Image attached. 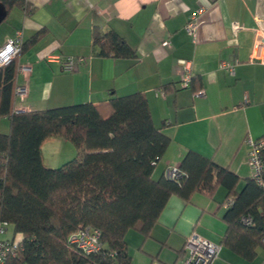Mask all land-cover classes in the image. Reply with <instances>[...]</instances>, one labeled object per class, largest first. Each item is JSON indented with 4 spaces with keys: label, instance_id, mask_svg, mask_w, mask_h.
<instances>
[{
    "label": "crops",
    "instance_id": "obj_1",
    "mask_svg": "<svg viewBox=\"0 0 264 264\" xmlns=\"http://www.w3.org/2000/svg\"><path fill=\"white\" fill-rule=\"evenodd\" d=\"M26 1L34 7L29 14L13 6L0 22V47L12 39L24 43L44 31L19 57L20 66L29 64L32 69L26 76L18 72L16 84L26 82L28 92L23 100L15 95L13 110L97 103L111 96L144 93L154 125L170 139L153 169L154 179L167 166H179L191 150L234 172L239 178L236 190L242 188L250 176L244 140L264 135V65L248 61L257 34L264 32V0ZM194 15L198 18L195 39L185 30ZM93 26L113 29L137 57L94 55ZM166 40L169 47L163 45ZM67 56L84 58L78 70L62 71L60 59ZM180 60L190 64L188 88L179 84ZM223 60H237L233 76L219 68ZM199 89L204 94L194 97ZM8 130L9 120L0 118V132ZM64 140L51 136L44 141V165V146L49 144L46 148L56 152ZM226 201L222 186L211 198L194 193L184 201L171 195L146 236L127 231L131 264H184L185 240L193 231L219 244L226 231L222 220ZM222 251L227 260L238 261L239 256L221 246L210 264L223 262ZM242 261L256 264L257 257Z\"/></svg>",
    "mask_w": 264,
    "mask_h": 264
},
{
    "label": "trees",
    "instance_id": "obj_2",
    "mask_svg": "<svg viewBox=\"0 0 264 264\" xmlns=\"http://www.w3.org/2000/svg\"><path fill=\"white\" fill-rule=\"evenodd\" d=\"M6 10L26 0H0ZM20 44L18 54L0 66V221L13 226L17 258L25 264H131L125 236H144L171 195L189 201L194 193L212 197L227 190L231 204L222 216L226 231L220 245L247 261L264 250V190L249 176L236 190L238 176L195 151H187L177 179L152 177L170 139L152 120L144 93L16 112L13 110L19 57L42 35ZM93 54L136 58L135 50L113 29L93 26ZM192 80V79H191ZM51 136L70 142L78 155L57 167L43 164L41 146ZM251 218L250 224L241 221ZM101 232L102 247L85 255L68 242L78 228Z\"/></svg>",
    "mask_w": 264,
    "mask_h": 264
},
{
    "label": "built area",
    "instance_id": "obj_3",
    "mask_svg": "<svg viewBox=\"0 0 264 264\" xmlns=\"http://www.w3.org/2000/svg\"><path fill=\"white\" fill-rule=\"evenodd\" d=\"M198 28L197 16L192 18L185 25V30L193 37L196 38ZM20 41L18 39L8 40L2 47H0V66L9 63L20 50ZM163 45L169 47L170 42L164 41ZM84 60L81 57L67 56L60 59L61 69L64 72H74L78 70L79 64ZM251 63H259L264 65V32L257 34L252 52L248 59ZM181 76L180 87L188 88L191 83L190 64L186 60H180ZM237 60L233 61H220L219 68L225 71L228 75L233 76L235 74V67ZM31 66L29 64H22L18 68V72L26 76L31 72ZM26 81V80H25ZM27 84L22 83L16 86L15 95L19 100H23L27 95ZM160 94L163 95V91L160 90ZM204 94L203 89H199L193 92V96H201ZM16 112H24L25 109L22 106H18L14 109ZM244 144L247 146V160L250 167L251 179L264 190V135L258 138H252L247 136L244 140ZM182 171L178 166H167L163 175L169 179H177L181 176ZM232 198H228L226 206L231 204ZM241 221L244 224H250L251 218L242 216ZM9 229V224L6 221H0V264H25L19 261L17 258L18 238L14 235V232L10 236L6 233ZM101 232L98 228L85 225L68 236V242L74 248L79 250L85 255H89L99 251L102 247ZM184 249L187 251V256L184 259V264H210L218 255L221 250V245L212 241H209L196 232H191L185 240Z\"/></svg>",
    "mask_w": 264,
    "mask_h": 264
},
{
    "label": "rangeland",
    "instance_id": "obj_4",
    "mask_svg": "<svg viewBox=\"0 0 264 264\" xmlns=\"http://www.w3.org/2000/svg\"><path fill=\"white\" fill-rule=\"evenodd\" d=\"M69 143V144H68ZM68 145L71 147H68ZM49 146V144L45 145L43 148V158H44V162L45 165L46 164H53L52 167H57L60 166L62 163L72 159L75 157L76 155V151L74 150L73 145L70 142H67L64 140V142H60L58 144V151L56 152H50L46 147ZM57 148V144L55 145ZM48 166V165H47ZM13 232V226L9 225V229L6 233L7 236H10ZM224 251V250H223ZM223 251L221 253V261H223L220 264H249V262H241V258L238 257V261L234 262V261H230L227 260L225 258V256L223 255ZM225 251H228L225 249ZM257 263L256 264H260L263 259H264V250L261 247L257 248ZM240 260V261H239ZM220 261V260H219ZM255 264V263H253ZM264 264V263H263Z\"/></svg>",
    "mask_w": 264,
    "mask_h": 264
},
{
    "label": "water",
    "instance_id": "obj_5",
    "mask_svg": "<svg viewBox=\"0 0 264 264\" xmlns=\"http://www.w3.org/2000/svg\"><path fill=\"white\" fill-rule=\"evenodd\" d=\"M7 10L4 4L0 1V22L6 17Z\"/></svg>",
    "mask_w": 264,
    "mask_h": 264
}]
</instances>
